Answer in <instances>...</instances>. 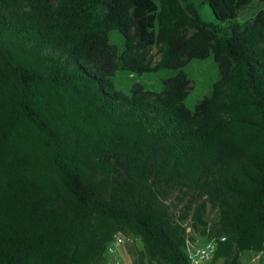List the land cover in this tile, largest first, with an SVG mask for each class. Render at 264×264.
Here are the masks:
<instances>
[{
	"label": "trees",
	"instance_id": "16d2710c",
	"mask_svg": "<svg viewBox=\"0 0 264 264\" xmlns=\"http://www.w3.org/2000/svg\"><path fill=\"white\" fill-rule=\"evenodd\" d=\"M205 2L217 24L190 0H0V264H94L124 232L187 264L188 228L226 238L213 263L264 253V0Z\"/></svg>",
	"mask_w": 264,
	"mask_h": 264
},
{
	"label": "rangeland",
	"instance_id": "374dc122",
	"mask_svg": "<svg viewBox=\"0 0 264 264\" xmlns=\"http://www.w3.org/2000/svg\"><path fill=\"white\" fill-rule=\"evenodd\" d=\"M196 7L204 21L218 23L213 12L210 10L209 6L206 4L205 0H190ZM258 4H254L253 8H250L249 12L251 15L257 10ZM249 17V16H246ZM242 20V18H240ZM152 57H154V62H156L159 57L156 54V50H153ZM168 72L161 73H149L138 78L123 79L126 84H132L133 82L141 83L148 89L152 91H157L160 89L161 80L168 76ZM190 81V90L188 96L185 100V104L189 108H193L194 104L200 100L207 91V86L214 82L218 77V72L211 61L207 59L204 62H194L191 69L189 70ZM125 84V85H126ZM124 90V89H123ZM178 215L182 206L177 205L173 209ZM190 237L197 239L196 241H205L198 233L191 232L188 228L187 230ZM123 234L126 237V248L129 254V261L132 264H163L158 259L153 257L146 256L144 252V247L137 237L134 235L124 232ZM114 237V236H113ZM113 239V238H112ZM235 255L234 246L229 245L225 246L220 254H218L213 264H230ZM116 258L113 255H110L106 249L104 252L96 258L94 264H116ZM235 264H264V253L262 252H253V251H243L238 254Z\"/></svg>",
	"mask_w": 264,
	"mask_h": 264
},
{
	"label": "built area",
	"instance_id": "2783aa9c",
	"mask_svg": "<svg viewBox=\"0 0 264 264\" xmlns=\"http://www.w3.org/2000/svg\"><path fill=\"white\" fill-rule=\"evenodd\" d=\"M126 240L123 234H116L106 246V251L115 256L116 264H132L129 261ZM225 240L223 236L205 240L203 243L187 240L185 246L187 264H213V258Z\"/></svg>",
	"mask_w": 264,
	"mask_h": 264
},
{
	"label": "crops",
	"instance_id": "0c3cea01",
	"mask_svg": "<svg viewBox=\"0 0 264 264\" xmlns=\"http://www.w3.org/2000/svg\"><path fill=\"white\" fill-rule=\"evenodd\" d=\"M204 241H199V243H203Z\"/></svg>",
	"mask_w": 264,
	"mask_h": 264
},
{
	"label": "clouds",
	"instance_id": "9594fccd",
	"mask_svg": "<svg viewBox=\"0 0 264 264\" xmlns=\"http://www.w3.org/2000/svg\"><path fill=\"white\" fill-rule=\"evenodd\" d=\"M210 247H211V245H210Z\"/></svg>",
	"mask_w": 264,
	"mask_h": 264
}]
</instances>
